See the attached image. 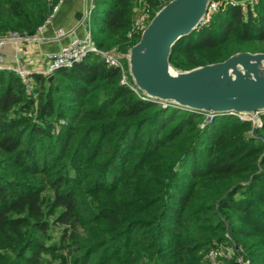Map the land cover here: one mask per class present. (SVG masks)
<instances>
[{"label":"trees","instance_id":"obj_1","mask_svg":"<svg viewBox=\"0 0 264 264\" xmlns=\"http://www.w3.org/2000/svg\"><path fill=\"white\" fill-rule=\"evenodd\" d=\"M95 1L91 33L135 83V0ZM148 1L154 17L172 0ZM58 2L0 0V37L35 34ZM255 8L181 37L170 65L264 52V0ZM54 76L36 73L28 92L0 70V264H264V116L255 133L144 101L97 54ZM219 247L232 258H211Z\"/></svg>","mask_w":264,"mask_h":264},{"label":"water","instance_id":"obj_2","mask_svg":"<svg viewBox=\"0 0 264 264\" xmlns=\"http://www.w3.org/2000/svg\"><path fill=\"white\" fill-rule=\"evenodd\" d=\"M208 2L172 0L156 13L127 55L135 84L155 100L203 115L264 109V52H238L187 72L170 65L173 45L198 28Z\"/></svg>","mask_w":264,"mask_h":264},{"label":"built area","instance_id":"obj_3","mask_svg":"<svg viewBox=\"0 0 264 264\" xmlns=\"http://www.w3.org/2000/svg\"><path fill=\"white\" fill-rule=\"evenodd\" d=\"M54 1V0H52ZM261 0H209L207 10L198 26V28H203L208 26L215 15L219 12L226 10L228 7H241L242 11L246 12L248 10L253 11L254 8L259 5ZM60 2V0H59ZM59 2L54 6V10H57ZM95 7V4L93 8ZM134 19L130 29V37L135 38L139 35H142L143 31L147 28L149 23L153 18V11L148 0H135L134 6ZM53 14V13H52ZM50 15L47 20L42 23L37 31H41L45 28L47 23L50 21L53 15ZM32 40L33 35L22 34L18 32H13L8 36L0 37V44H4L8 40L17 41H26ZM91 54L99 55L109 66L117 67L121 70L122 78L121 83L129 86L142 100L149 101L161 105L164 108L175 107L180 109H185L177 104L172 102H166L161 100H155L147 95L144 91L140 90L135 83L130 79V75L127 69L126 61L124 58L115 54L113 51H106L101 49L94 39L91 31H89L83 37H75L70 40L67 44L63 45L59 50L54 51L48 55V64L46 67L39 71H31L25 67V65L18 60L17 55L14 56V64H10L6 60V56L0 47V70H13L16 71L23 82L26 84L27 91L32 92L34 88V75L40 73L49 77L54 75L55 72L61 68H72L77 63L82 62ZM186 110H189L186 108ZM194 113L192 110H189ZM205 120L210 122L214 121L219 116H234L239 118L241 121H251L255 127L263 126V116L264 109L257 110L253 113L248 112H226V113H205ZM222 256L226 259H231L232 254L228 249L219 247L213 249L210 252V257L213 259ZM238 264H246L245 260L242 257L237 258Z\"/></svg>","mask_w":264,"mask_h":264},{"label":"crops","instance_id":"obj_4","mask_svg":"<svg viewBox=\"0 0 264 264\" xmlns=\"http://www.w3.org/2000/svg\"><path fill=\"white\" fill-rule=\"evenodd\" d=\"M95 0H60L57 10L33 39L26 41L8 40L0 44L6 60L14 64L17 55L27 69L39 71L48 64V55L59 50L75 37H83L91 31Z\"/></svg>","mask_w":264,"mask_h":264},{"label":"rangeland","instance_id":"obj_5","mask_svg":"<svg viewBox=\"0 0 264 264\" xmlns=\"http://www.w3.org/2000/svg\"><path fill=\"white\" fill-rule=\"evenodd\" d=\"M149 2V1H148ZM151 5V4H150ZM252 13H253V16H256L257 15V9L256 8H254V10L253 11H251ZM92 25L95 27V25H96V23H95V20L93 21V24L91 23V27H92ZM92 29V28H91ZM254 126V125H253Z\"/></svg>","mask_w":264,"mask_h":264}]
</instances>
